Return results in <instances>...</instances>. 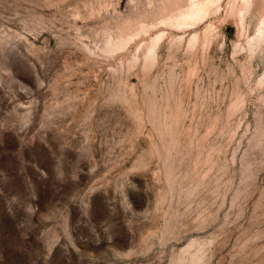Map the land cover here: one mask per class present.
I'll return each mask as SVG.
<instances>
[{"label":"rangeland","instance_id":"374dc122","mask_svg":"<svg viewBox=\"0 0 264 264\" xmlns=\"http://www.w3.org/2000/svg\"><path fill=\"white\" fill-rule=\"evenodd\" d=\"M0 264H264V0H0Z\"/></svg>","mask_w":264,"mask_h":264}]
</instances>
